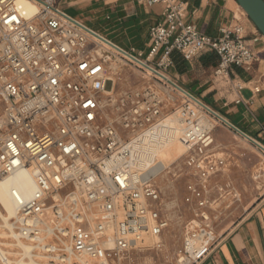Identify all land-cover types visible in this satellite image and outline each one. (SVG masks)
I'll return each instance as SVG.
<instances>
[{
  "label": "built area",
  "instance_id": "obj_1",
  "mask_svg": "<svg viewBox=\"0 0 264 264\" xmlns=\"http://www.w3.org/2000/svg\"><path fill=\"white\" fill-rule=\"evenodd\" d=\"M27 1L37 6L34 14L20 0H0V180L25 171L35 186L28 198L13 192L18 213L12 240L19 259L136 264V254L163 253L171 221L161 190L142 179L140 154L169 106L180 104L174 113L192 181L176 264L204 262L223 240L215 214L232 189L217 182L227 163L214 150L213 125L203 122L211 108L187 94L182 99L180 87L165 75L174 53L187 62L212 53L219 58L215 78L229 81L238 93L245 83L232 80L231 69L250 72L257 61L244 28L235 25L208 37L186 23L184 1L135 0L161 5L164 12L150 30L147 55L122 50L130 60L103 46L109 41L64 13L58 0ZM117 55L164 79L115 93L107 75ZM5 254L0 264L10 260Z\"/></svg>",
  "mask_w": 264,
  "mask_h": 264
},
{
  "label": "crops",
  "instance_id": "obj_2",
  "mask_svg": "<svg viewBox=\"0 0 264 264\" xmlns=\"http://www.w3.org/2000/svg\"><path fill=\"white\" fill-rule=\"evenodd\" d=\"M182 1L188 5L186 23L208 37H220L222 29L241 25L257 61L250 72L231 69L232 80L245 83L238 93L229 81L215 78L219 58L212 53H204L191 62L174 53L173 66L166 75L205 105H212V111L264 147V38L236 0ZM58 4L68 16L134 55H147L150 30L163 21V6L148 7L135 0H59ZM215 138L217 143L227 145L225 153L229 157L228 171L225 168L217 182L231 188L233 185L243 197L250 199V204L245 216L201 264H264V192L255 177L258 160L264 158V152L226 125L216 129ZM226 138L231 142L225 143Z\"/></svg>",
  "mask_w": 264,
  "mask_h": 264
},
{
  "label": "rangeland",
  "instance_id": "obj_3",
  "mask_svg": "<svg viewBox=\"0 0 264 264\" xmlns=\"http://www.w3.org/2000/svg\"><path fill=\"white\" fill-rule=\"evenodd\" d=\"M112 62H114L118 67V76L115 75L116 72L113 73L111 71L109 77H116L115 81H111L109 83V89L114 90V92L117 94H120L121 92L129 90L131 88H140L146 86L155 79L153 76L148 75L145 69H142L134 63L123 59L119 55H117V57L114 58ZM207 104L208 106H210V108H213L212 105H210L209 103ZM179 106L180 104L176 105V108H173L175 106L170 105L166 110L165 117L176 114L174 112L178 110ZM211 120L212 125H214V150L219 157H222L226 160L227 167L225 171L227 172L229 164V157L225 153V148L227 147V145L217 143L215 138L216 129L222 127L224 124L219 120H217V122L213 119ZM224 142H231V139L226 138ZM184 156L180 161L175 163V165L172 167V171L169 172L168 176L164 178L162 182L160 181V178L154 181L156 186L162 192L165 211L171 221L169 231H172L175 238L168 239V249L165 248L164 252L159 255L155 252H144L136 254L138 260L136 264H145L146 262L144 258L146 257L152 258L154 264H176V253L179 247L182 245V227L190 217L189 210L184 203V198L187 194L186 186L192 181V179L190 177V170L185 165ZM255 177L258 178V186L261 188V191L263 193L264 158L262 157H260V159L258 160V165L255 170ZM232 189V192H229L230 195L228 197L225 196V198H223L217 205V207H219V210L215 214V222L216 232L219 236H226L236 226V224L245 216V211L250 204V199L243 197L237 189L235 190V187L233 185ZM0 209L2 212H4L1 206ZM174 213L181 218L179 225H176L177 218L173 220L171 219V216L175 215ZM11 223H14V220H12ZM2 225L3 223L0 218V226ZM173 225H175V227H173ZM1 229L2 228H0V243L4 244V251L6 253H9L11 262H18L20 260L18 256L20 250L15 246L16 243L14 242V240H12V234L7 230ZM8 236L9 238H7Z\"/></svg>",
  "mask_w": 264,
  "mask_h": 264
},
{
  "label": "bare ground",
  "instance_id": "obj_4",
  "mask_svg": "<svg viewBox=\"0 0 264 264\" xmlns=\"http://www.w3.org/2000/svg\"><path fill=\"white\" fill-rule=\"evenodd\" d=\"M20 4L29 14H34L37 11V6L30 4L27 0H20ZM102 42H103L102 44L103 46L107 47L108 49H112L111 50L112 53L117 52L124 56L126 55L124 54L123 51L121 52L115 47L111 46L110 42H105V41ZM126 57L132 60L129 55H126ZM136 64L141 66V64L137 62ZM108 67H109L108 70L109 73L107 76L110 81H115V77L118 76V67L112 61L109 63ZM111 71L113 73L116 72L115 73L116 76H114V78L109 77ZM145 71L150 76L160 77L164 79L162 76L152 72L149 69H145ZM165 78L169 79L167 75H165ZM184 95H186V93L181 91V96L183 99H185ZM211 119L215 120L216 122L217 120H219L213 117L212 115L207 114L203 122L212 127ZM181 133H182L181 123L176 113L172 116L166 117L165 121L161 125V128L158 130L157 135L154 138L150 135L144 138L143 140L144 145L142 147L140 154L142 160L141 175L144 181L149 180L154 182L156 179L160 178V181L162 182L163 179L168 176L169 172L172 171V167L175 165V163H177L183 158V156L186 154L188 149L180 141ZM34 190H35V186L33 183L32 176L25 171H19L6 179L0 180V206L4 211L2 212L0 209V218L3 223V225L0 226V228L9 231V233H11L13 237H15V232H14V224L11 223V221L16 219L18 213V208L13 196V192L16 191L19 195L28 198L31 196ZM176 218H177L176 225H179L181 218L176 214L171 216L172 220ZM173 227H175V225H173ZM7 238H9V236ZM164 238L166 241V245H165L166 249H168V244H167L168 239L175 237L172 231H169ZM20 246L23 247L22 245ZM0 255L4 259L6 254L5 252L1 251ZM25 255L30 258L27 251ZM144 259L146 262L145 264H154L152 258L146 257ZM5 264H30V263L22 259L15 263L11 262L10 260L7 261L5 260Z\"/></svg>",
  "mask_w": 264,
  "mask_h": 264
},
{
  "label": "water",
  "instance_id": "obj_5",
  "mask_svg": "<svg viewBox=\"0 0 264 264\" xmlns=\"http://www.w3.org/2000/svg\"><path fill=\"white\" fill-rule=\"evenodd\" d=\"M240 8L243 10L247 18L252 22V24L255 26L257 31L263 36L264 38V0H236ZM114 46V45H113ZM116 49H119L118 47L114 46ZM122 51V50H121ZM183 92H185L188 96L194 98L192 95L184 91L182 88H180ZM195 99V98H194ZM197 100V99H195ZM206 107V106H204ZM206 109L210 112V114L219 119L224 125L228 126L230 129L241 135L242 137L251 140L247 135H245L243 132H241L239 129L234 127L232 124L227 122L224 118L219 116L216 112L210 110L206 107ZM258 148H260L264 152V147L259 145L257 142L251 140Z\"/></svg>",
  "mask_w": 264,
  "mask_h": 264
}]
</instances>
